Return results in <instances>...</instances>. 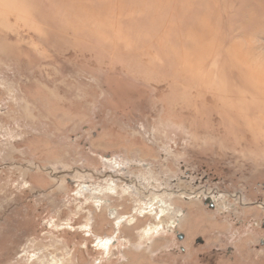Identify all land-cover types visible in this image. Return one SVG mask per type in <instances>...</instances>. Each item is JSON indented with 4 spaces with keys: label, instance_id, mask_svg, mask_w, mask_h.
<instances>
[{
    "label": "rangeland",
    "instance_id": "rangeland-1",
    "mask_svg": "<svg viewBox=\"0 0 264 264\" xmlns=\"http://www.w3.org/2000/svg\"><path fill=\"white\" fill-rule=\"evenodd\" d=\"M0 264H264V0H0Z\"/></svg>",
    "mask_w": 264,
    "mask_h": 264
},
{
    "label": "flooded vegetation",
    "instance_id": "flooded-vegetation-1",
    "mask_svg": "<svg viewBox=\"0 0 264 264\" xmlns=\"http://www.w3.org/2000/svg\"><path fill=\"white\" fill-rule=\"evenodd\" d=\"M87 191V190H86ZM109 195H111V194H109ZM105 196V194L104 193H101L100 195H99V197L98 198H100L101 199V201H102V203H101V205H99L100 206V208H99V210H101L104 206H106V205H108L109 204V202L108 201H105V200H103V197ZM112 196H116V195H113L112 194ZM93 205H94V203H92ZM94 207L95 208H98L96 205H94ZM112 210H115V209H112ZM115 216L117 215V210H115V214H114ZM92 231H93V229H92ZM94 232V231H93ZM116 232V231H115ZM114 232V233H115ZM80 233H81V236L83 237V238H85L86 237V235L82 232V231H80ZM113 233V234H114ZM176 233V238H177V240H178V242H184L185 240H186V237L184 236V235H182V234H179L178 232H175ZM116 235V234H115ZM119 235H120V232L119 231H117V235H116V237H119ZM86 238H88V237H86ZM91 239V238H90ZM198 242H199V240H198ZM93 244H94V239H91V242H89L88 243V245H91V248L93 249L94 248V246H93ZM180 252H185V248H183V247H181L180 248ZM113 256H109V259L111 258V259H113L112 258ZM101 262V261H100ZM102 263V262H101Z\"/></svg>",
    "mask_w": 264,
    "mask_h": 264
},
{
    "label": "built area",
    "instance_id": "built-area-1",
    "mask_svg": "<svg viewBox=\"0 0 264 264\" xmlns=\"http://www.w3.org/2000/svg\"><path fill=\"white\" fill-rule=\"evenodd\" d=\"M219 197L220 195L217 196V195H214V194L211 195L210 193H208L206 194L205 199H207L208 202H210V204L215 206L220 201Z\"/></svg>",
    "mask_w": 264,
    "mask_h": 264
},
{
    "label": "bare ground",
    "instance_id": "bare-ground-1",
    "mask_svg": "<svg viewBox=\"0 0 264 264\" xmlns=\"http://www.w3.org/2000/svg\"><path fill=\"white\" fill-rule=\"evenodd\" d=\"M158 229H160V227H158L157 230H158ZM88 236H89V235H88ZM91 237H93V235H92ZM95 242H96L97 245L100 244L101 246H104L105 249H109V247H110V242H105V243H104L105 245L103 244V242H100L99 239H95ZM101 243H102L103 245H102ZM111 245H112V244H111Z\"/></svg>",
    "mask_w": 264,
    "mask_h": 264
},
{
    "label": "water",
    "instance_id": "water-1",
    "mask_svg": "<svg viewBox=\"0 0 264 264\" xmlns=\"http://www.w3.org/2000/svg\"><path fill=\"white\" fill-rule=\"evenodd\" d=\"M206 205L210 206V208L213 209V205L210 204V202L207 201V202H206ZM202 242H203L202 240H199V243H202Z\"/></svg>",
    "mask_w": 264,
    "mask_h": 264
}]
</instances>
